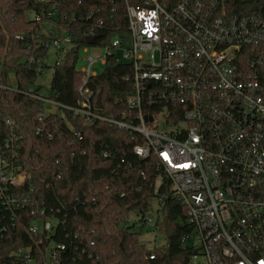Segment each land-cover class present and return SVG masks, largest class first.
<instances>
[{
  "label": "built area",
  "instance_id": "1",
  "mask_svg": "<svg viewBox=\"0 0 264 264\" xmlns=\"http://www.w3.org/2000/svg\"><path fill=\"white\" fill-rule=\"evenodd\" d=\"M226 1L124 0L127 33L115 35L112 47L117 60L133 69L127 110L120 118L99 114L86 85L97 73L93 65L104 64L113 53L107 47L103 55L88 57L81 68L80 103L67 107L75 115L141 134L143 143L134 145V153L155 158L162 180L184 208L181 244L191 251L189 264H264V12H230ZM45 16L54 13L34 15L37 21ZM53 27L51 45L62 57L72 36L58 35ZM125 36L131 38L127 48ZM34 96L44 102L40 121L63 107ZM7 124L10 132L0 146V202L9 217L7 222L0 217V234L14 225L16 209L27 203L13 188L31 178L13 161L18 136L12 119ZM41 132L38 127L36 133ZM158 206L145 215V223L161 218ZM50 218L32 221L27 232L37 237L33 243L44 259L48 253L61 264L66 244L50 239L57 224ZM33 250L21 246L15 254L22 264H39Z\"/></svg>",
  "mask_w": 264,
  "mask_h": 264
},
{
  "label": "trees",
  "instance_id": "2",
  "mask_svg": "<svg viewBox=\"0 0 264 264\" xmlns=\"http://www.w3.org/2000/svg\"><path fill=\"white\" fill-rule=\"evenodd\" d=\"M226 7L236 13L264 12V0H227ZM48 12L54 16L35 20L36 13ZM44 22L53 24L58 35L72 36L70 48L55 64L47 96L40 92L41 85L33 87L55 38L42 29ZM126 33L124 0H0V146L10 132V118L18 136L13 161L31 174L25 185L13 188L27 203L16 209L14 225L0 234V264H22L15 251L29 245L37 262L45 263L33 243L37 237L27 227L46 216L57 220L50 239L66 244L61 264H189L191 251L181 244L186 229L184 208L171 194L169 183L163 182L155 158L134 153V145L143 143L141 134L75 115L67 107L81 100L80 49L107 47L113 52V37ZM89 35L98 37L87 43ZM132 73L131 63L118 61L115 52L106 55L104 69L86 83L95 103L101 93L99 114L120 118L127 110ZM34 95L63 107L40 121L44 102ZM155 199L161 206L155 226L167 236L165 245L149 249L134 230L135 223H126L132 212L145 223ZM0 217H5L4 222L9 217L1 202ZM152 252L154 258L149 257Z\"/></svg>",
  "mask_w": 264,
  "mask_h": 264
},
{
  "label": "rangeland",
  "instance_id": "3",
  "mask_svg": "<svg viewBox=\"0 0 264 264\" xmlns=\"http://www.w3.org/2000/svg\"><path fill=\"white\" fill-rule=\"evenodd\" d=\"M30 17H33V13L29 14ZM42 29L48 32L50 29L54 28L53 24L49 22H44L41 25ZM64 35V34H63ZM131 45V38L129 36L124 37V46L125 48ZM68 48V47H67ZM105 52L104 48L102 47H87L86 49L82 48L79 52V61L77 62V68L81 69L83 66L88 64V57L89 56H96V55H103ZM58 57H61L57 53V49L50 46L49 52L45 58L42 59L41 63L45 65V67L41 68V72L38 74L37 79L33 87L41 85V93L45 96L49 93V88L51 85V80L54 73V67L58 60ZM104 69V64L101 62H97L93 65L92 70L96 71L97 73L101 72ZM14 78V76L12 75ZM50 105V104H48ZM161 182L159 178L157 180V185ZM158 200L155 199L153 202V209L148 212V214L156 213L158 209ZM52 223H55V218H50ZM135 223L133 227L134 230L140 232V239L142 242L145 243L146 247L149 249H154L155 247H161L166 244V236L167 234L164 232H160L156 229L155 223L148 222L143 223L141 218L135 212L130 213L127 225H132ZM144 224V225H143ZM53 245V243H51ZM45 264H58L56 261L52 260L49 254H46L45 257Z\"/></svg>",
  "mask_w": 264,
  "mask_h": 264
},
{
  "label": "water",
  "instance_id": "4",
  "mask_svg": "<svg viewBox=\"0 0 264 264\" xmlns=\"http://www.w3.org/2000/svg\"><path fill=\"white\" fill-rule=\"evenodd\" d=\"M97 37H98L97 35L87 36L86 37L87 43H92ZM96 106L98 108L102 107L101 93H99L98 96H97ZM163 182H167V179L164 178ZM190 230H191V228L188 229V231H190Z\"/></svg>",
  "mask_w": 264,
  "mask_h": 264
}]
</instances>
